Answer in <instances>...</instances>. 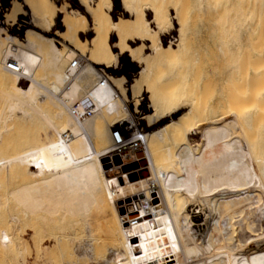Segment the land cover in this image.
<instances>
[{
    "label": "bare ground",
    "instance_id": "obj_1",
    "mask_svg": "<svg viewBox=\"0 0 264 264\" xmlns=\"http://www.w3.org/2000/svg\"><path fill=\"white\" fill-rule=\"evenodd\" d=\"M36 1L0 11V247L40 215L66 264H264V0Z\"/></svg>",
    "mask_w": 264,
    "mask_h": 264
},
{
    "label": "rangeland",
    "instance_id": "obj_2",
    "mask_svg": "<svg viewBox=\"0 0 264 264\" xmlns=\"http://www.w3.org/2000/svg\"><path fill=\"white\" fill-rule=\"evenodd\" d=\"M29 2H30V0H29ZM30 3L35 5V6H38V7L40 4L36 0H31ZM62 5L63 4L61 2V3L53 4V7H55L57 12L60 10L63 13H65L66 10L64 8L63 9L61 8V7H63ZM0 11L2 12V15H3L2 18H3V21L5 23H12L14 21H17L18 17L22 13H24L23 8L20 7L19 5H17V7H11V6L9 7V6L3 5V0H0ZM260 11H262V9ZM38 13H40L41 15H44L45 17H47L49 19L51 18L49 16L50 11L45 6V2L42 4V6H40L38 8ZM76 25H78V26L75 28H78L79 27L78 22L77 23L75 22L74 26H76ZM53 27L56 31V25L55 24H53ZM55 31H54V33H56ZM131 71H132L131 68H129L127 70V73L129 74ZM130 110L132 112L134 111L133 108H131V107H130ZM261 133H264V129L261 131ZM44 136L45 135H43V138H44ZM261 136H262V138H260V139L264 140V134H261ZM45 138H44L46 140L45 143L50 144L52 141L51 140V134ZM192 139L196 140L195 137H193ZM262 140H261V145L264 146V144H263L264 141H262ZM263 150H264V147H263ZM122 163L123 162L121 161V164ZM128 169L130 170L131 167L129 166ZM106 171L110 172V174H106V175L108 176L109 180L112 181L111 184L113 185V190H114L115 189L114 188L115 178L113 177L114 173L112 172V168L109 167L106 169ZM33 172H36V168H33ZM147 175H148V172L143 173V176H147ZM117 180L123 186L125 185L124 179L121 178L120 175L117 177ZM143 201H145V200L143 199ZM118 203L121 204L120 206H122V202H117V204ZM158 204H160V202H157V205ZM218 211H220V210L218 209L215 211V213L212 212V214H211V216H213L214 219L216 218L215 219L216 223L219 225V227L216 230V237L218 238V240L220 239L219 241L226 242L227 240L229 241V239H231L230 234H229L230 231L228 230L231 218H228V216L226 218V215L223 214L224 213L223 211H220L219 213H218ZM203 213H205V214L209 213V215H210V211H208V210L203 211ZM220 213H222V215ZM125 214H126V209H123V210L121 209V211H120L121 217L125 216ZM11 215H12V204H0V224L3 227L7 226V223L11 220ZM105 215H106V212L100 211L97 206H94L92 208V210L88 214L89 228L86 230L87 236L89 235V233L92 230L95 231L94 235H96V234L98 235L99 232L103 231L104 225H105V219H104ZM140 218H141V215L140 214L137 215V219H140ZM28 221L34 226L35 230L31 229L33 226L32 227L29 226L30 228L28 227L26 229L27 232L25 231L24 234H22V236L24 235L23 236L24 241L26 240V242L28 243L27 246L24 248V250L22 251L21 254H19L17 251L15 252V250H13V249H5V248L0 247V264H66L67 262L73 261V255H71V254L73 253V245L74 244L73 243L71 244V241H70V239H72L71 234L73 232V230L71 228V226H72V220L71 219H67L64 223H58V222L52 223L51 221H48V220L44 219L43 217H41L40 215H38L35 217H30L28 219ZM224 222H225V224H224ZM227 223H229V224H227ZM218 229H219V232H217ZM87 231H88V233H87ZM219 233H221V236ZM58 236L59 237L63 236V238H64V239L62 238L63 241L66 240L65 243L67 242L66 244L63 243L64 245H62L61 248L57 247V245L55 246L56 240H53V239L57 238ZM227 237H229V238H227ZM222 238H223V240H222ZM84 240L85 241H83V239H82L83 242L81 241L80 244L77 245L76 251L80 254L83 252V248L85 247V244H86L85 243L86 239L84 238ZM35 241L37 242V245L34 243ZM67 246H68V248H66ZM153 247H154V245H153ZM254 247H255V245L252 246V248H254ZM102 249H101V252L104 251V248H102ZM39 254H41L45 259L43 257L39 258ZM47 258L50 260L46 261ZM86 264H94V263H93V261H88Z\"/></svg>",
    "mask_w": 264,
    "mask_h": 264
}]
</instances>
